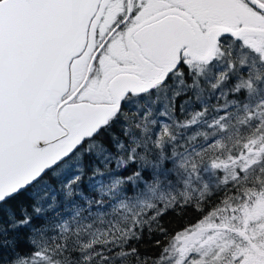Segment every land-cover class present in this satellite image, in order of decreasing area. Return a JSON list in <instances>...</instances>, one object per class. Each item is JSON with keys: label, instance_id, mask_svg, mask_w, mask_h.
<instances>
[{"label": "snow or ice", "instance_id": "obj_1", "mask_svg": "<svg viewBox=\"0 0 264 264\" xmlns=\"http://www.w3.org/2000/svg\"><path fill=\"white\" fill-rule=\"evenodd\" d=\"M0 264H264V0H0Z\"/></svg>", "mask_w": 264, "mask_h": 264}, {"label": "trees", "instance_id": "obj_2", "mask_svg": "<svg viewBox=\"0 0 264 264\" xmlns=\"http://www.w3.org/2000/svg\"><path fill=\"white\" fill-rule=\"evenodd\" d=\"M176 219H177V217L176 216H174V215H169V216H166L165 217V220L167 221V220H172V221H176Z\"/></svg>", "mask_w": 264, "mask_h": 264}]
</instances>
